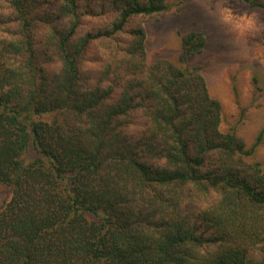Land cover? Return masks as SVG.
Instances as JSON below:
<instances>
[{
    "label": "trees",
    "instance_id": "obj_1",
    "mask_svg": "<svg viewBox=\"0 0 264 264\" xmlns=\"http://www.w3.org/2000/svg\"><path fill=\"white\" fill-rule=\"evenodd\" d=\"M9 2L0 264H264V165L248 161L264 133L248 149L220 131L188 63L203 34L182 37L184 67L149 62L143 23L165 0Z\"/></svg>",
    "mask_w": 264,
    "mask_h": 264
},
{
    "label": "rangeland",
    "instance_id": "obj_2",
    "mask_svg": "<svg viewBox=\"0 0 264 264\" xmlns=\"http://www.w3.org/2000/svg\"><path fill=\"white\" fill-rule=\"evenodd\" d=\"M250 1L264 0H165L167 11L143 23L149 62L184 67L182 37L203 34L206 45L189 58V66L200 70L210 96L220 103V131L236 133L248 149L264 133V9ZM11 10L9 0H0V15ZM54 116L43 119L51 122ZM29 156L34 157L33 150ZM248 161L264 165V134ZM11 198L10 188L0 183V212Z\"/></svg>",
    "mask_w": 264,
    "mask_h": 264
}]
</instances>
